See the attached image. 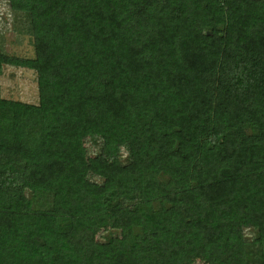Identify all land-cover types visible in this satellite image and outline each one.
<instances>
[{
	"label": "trees",
	"instance_id": "1",
	"mask_svg": "<svg viewBox=\"0 0 264 264\" xmlns=\"http://www.w3.org/2000/svg\"><path fill=\"white\" fill-rule=\"evenodd\" d=\"M5 1L0 264H264V0Z\"/></svg>",
	"mask_w": 264,
	"mask_h": 264
},
{
	"label": "rangeland",
	"instance_id": "2",
	"mask_svg": "<svg viewBox=\"0 0 264 264\" xmlns=\"http://www.w3.org/2000/svg\"><path fill=\"white\" fill-rule=\"evenodd\" d=\"M0 52L19 58H30L34 55L29 18L23 12L12 10L5 0H0ZM0 93L8 99L37 103L35 71L26 67L3 65L0 71ZM96 146L81 140L78 149L83 156L92 155ZM105 234L107 231L103 235ZM247 237H252V233ZM193 264L207 263L196 257Z\"/></svg>",
	"mask_w": 264,
	"mask_h": 264
}]
</instances>
